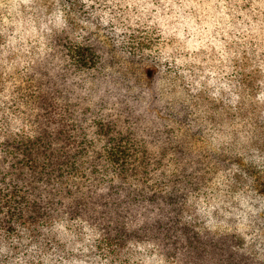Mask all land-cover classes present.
I'll use <instances>...</instances> for the list:
<instances>
[{
  "label": "rangeland",
  "instance_id": "obj_1",
  "mask_svg": "<svg viewBox=\"0 0 264 264\" xmlns=\"http://www.w3.org/2000/svg\"><path fill=\"white\" fill-rule=\"evenodd\" d=\"M77 43L92 67L67 60ZM46 82L183 198L223 247L214 264H264V0H0V126Z\"/></svg>",
  "mask_w": 264,
  "mask_h": 264
},
{
  "label": "trees",
  "instance_id": "obj_2",
  "mask_svg": "<svg viewBox=\"0 0 264 264\" xmlns=\"http://www.w3.org/2000/svg\"><path fill=\"white\" fill-rule=\"evenodd\" d=\"M65 56L79 69L95 63L82 43ZM36 87L29 100L16 99L20 110L32 111L0 126V264L217 261L218 237L196 216L183 218V198L163 183L150 185L123 142L107 138L98 146L103 128L94 138L72 123L50 83Z\"/></svg>",
  "mask_w": 264,
  "mask_h": 264
}]
</instances>
